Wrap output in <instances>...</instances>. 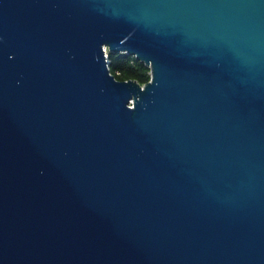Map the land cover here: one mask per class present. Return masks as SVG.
I'll use <instances>...</instances> for the list:
<instances>
[{
    "label": "water",
    "instance_id": "95a60500",
    "mask_svg": "<svg viewBox=\"0 0 264 264\" xmlns=\"http://www.w3.org/2000/svg\"><path fill=\"white\" fill-rule=\"evenodd\" d=\"M0 264H264V0H0Z\"/></svg>",
    "mask_w": 264,
    "mask_h": 264
},
{
    "label": "trees",
    "instance_id": "16d2710c",
    "mask_svg": "<svg viewBox=\"0 0 264 264\" xmlns=\"http://www.w3.org/2000/svg\"><path fill=\"white\" fill-rule=\"evenodd\" d=\"M110 67L119 80L136 79L142 84L151 79V69L136 56L110 52Z\"/></svg>",
    "mask_w": 264,
    "mask_h": 264
},
{
    "label": "built area",
    "instance_id": "2783aa9c",
    "mask_svg": "<svg viewBox=\"0 0 264 264\" xmlns=\"http://www.w3.org/2000/svg\"><path fill=\"white\" fill-rule=\"evenodd\" d=\"M107 51V55H108V50H106Z\"/></svg>",
    "mask_w": 264,
    "mask_h": 264
}]
</instances>
